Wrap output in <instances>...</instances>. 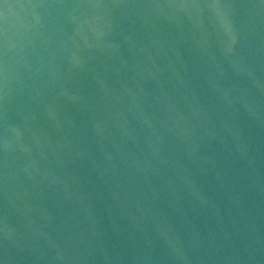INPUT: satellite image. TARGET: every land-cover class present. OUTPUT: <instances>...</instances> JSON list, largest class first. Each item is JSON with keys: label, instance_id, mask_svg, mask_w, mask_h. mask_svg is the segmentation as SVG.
<instances>
[{"label": "water", "instance_id": "water-1", "mask_svg": "<svg viewBox=\"0 0 264 264\" xmlns=\"http://www.w3.org/2000/svg\"><path fill=\"white\" fill-rule=\"evenodd\" d=\"M0 264H264V0H0Z\"/></svg>", "mask_w": 264, "mask_h": 264}]
</instances>
